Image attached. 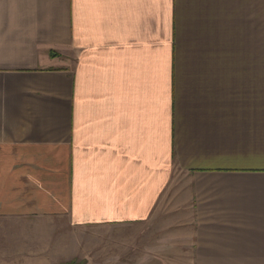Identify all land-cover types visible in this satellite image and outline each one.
Returning <instances> with one entry per match:
<instances>
[{
  "label": "crops",
  "instance_id": "1",
  "mask_svg": "<svg viewBox=\"0 0 264 264\" xmlns=\"http://www.w3.org/2000/svg\"><path fill=\"white\" fill-rule=\"evenodd\" d=\"M92 227L264 264V0H0V264Z\"/></svg>",
  "mask_w": 264,
  "mask_h": 264
},
{
  "label": "rangeland",
  "instance_id": "2",
  "mask_svg": "<svg viewBox=\"0 0 264 264\" xmlns=\"http://www.w3.org/2000/svg\"><path fill=\"white\" fill-rule=\"evenodd\" d=\"M82 227V226H81ZM84 229V228H82ZM100 233V234H99ZM105 231H103V228L101 227V229L99 228H94L92 227L91 230H84L82 231V234L77 232V233H73V231H71L69 233V235L67 236L68 239L72 240V238L74 239L75 235H80L77 236V242L82 244L81 245V249L78 248V246L76 244L72 243L71 245H68V250L66 248V251L61 252L62 255H67V254H71L74 255L75 252H79L80 255V259L78 261H81L83 258H85V256H88V253L90 250H92V259H84V261H81L80 264H120L121 261H127V264H142V260L138 261L136 258V252H131L130 251V246H129V251L126 254L125 251H121V244L120 242H117L116 244H111L110 240H106V236H105ZM90 234V235H88ZM104 234V235H103ZM116 236V235H114ZM131 245V244H130ZM79 250V251H78ZM39 253L38 250H36L35 248L32 250V252H27L24 257L21 258V260L17 261L16 264H23L24 263V259H26L28 261L29 264H45L44 263V258H40L39 257ZM114 253H116L117 255H113ZM123 253L122 258H120V254ZM127 256H125V255ZM58 255V254H57ZM46 256V255H44ZM107 256V259H106ZM43 257V256H42ZM124 257V258H123ZM46 259V258H45ZM51 259V258H49ZM65 259V258H64ZM4 258H2V262H3ZM53 261L51 260H46V261H50L53 262L54 264L60 261V257L53 259ZM8 261V260H6Z\"/></svg>",
  "mask_w": 264,
  "mask_h": 264
},
{
  "label": "trees",
  "instance_id": "3",
  "mask_svg": "<svg viewBox=\"0 0 264 264\" xmlns=\"http://www.w3.org/2000/svg\"><path fill=\"white\" fill-rule=\"evenodd\" d=\"M71 264H77V263L72 262Z\"/></svg>",
  "mask_w": 264,
  "mask_h": 264
}]
</instances>
